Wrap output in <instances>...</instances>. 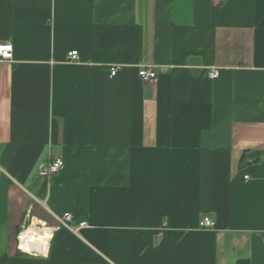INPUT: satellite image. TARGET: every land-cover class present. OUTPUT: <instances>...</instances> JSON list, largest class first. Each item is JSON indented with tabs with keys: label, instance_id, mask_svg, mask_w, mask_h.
<instances>
[{
	"label": "crops",
	"instance_id": "obj_1",
	"mask_svg": "<svg viewBox=\"0 0 264 264\" xmlns=\"http://www.w3.org/2000/svg\"><path fill=\"white\" fill-rule=\"evenodd\" d=\"M0 43V264H264V0H0Z\"/></svg>",
	"mask_w": 264,
	"mask_h": 264
},
{
	"label": "built area",
	"instance_id": "obj_2",
	"mask_svg": "<svg viewBox=\"0 0 264 264\" xmlns=\"http://www.w3.org/2000/svg\"><path fill=\"white\" fill-rule=\"evenodd\" d=\"M12 54H13V48L10 43H0V61H11L12 59ZM67 61L68 62H77L78 61V53L76 51H72L68 53L67 55ZM137 68V75L138 77L143 81H152L157 78V66H147V65H142V64H137L135 66ZM118 68L112 67L110 68V76L114 77L117 73ZM219 75L218 69L217 68H212L209 72V78L210 79H216ZM64 167V163L62 159L60 158H55L51 162H49L42 170L39 171L38 175L40 178H50L51 176L57 174L59 171H61ZM245 180L248 179V176L244 177ZM71 215L70 214H64L60 219H57V227L64 226L68 227V223L71 221ZM198 227L202 230H208V229H213L215 227L214 221L208 217V216H202L198 220ZM38 230H42L43 227L40 226L39 228L37 227ZM24 231V229L17 235V250L21 254L37 257L40 256L36 252H25L22 248L23 242L20 238L21 233Z\"/></svg>",
	"mask_w": 264,
	"mask_h": 264
},
{
	"label": "bare ground",
	"instance_id": "obj_3",
	"mask_svg": "<svg viewBox=\"0 0 264 264\" xmlns=\"http://www.w3.org/2000/svg\"><path fill=\"white\" fill-rule=\"evenodd\" d=\"M25 252H38V254L46 253L49 239L47 230H35L29 228L20 236Z\"/></svg>",
	"mask_w": 264,
	"mask_h": 264
},
{
	"label": "trees",
	"instance_id": "obj_4",
	"mask_svg": "<svg viewBox=\"0 0 264 264\" xmlns=\"http://www.w3.org/2000/svg\"><path fill=\"white\" fill-rule=\"evenodd\" d=\"M236 264H250L248 260H239Z\"/></svg>",
	"mask_w": 264,
	"mask_h": 264
},
{
	"label": "rangeland",
	"instance_id": "obj_5",
	"mask_svg": "<svg viewBox=\"0 0 264 264\" xmlns=\"http://www.w3.org/2000/svg\"><path fill=\"white\" fill-rule=\"evenodd\" d=\"M40 226H38V228H39Z\"/></svg>",
	"mask_w": 264,
	"mask_h": 264
},
{
	"label": "water",
	"instance_id": "obj_6",
	"mask_svg": "<svg viewBox=\"0 0 264 264\" xmlns=\"http://www.w3.org/2000/svg\"><path fill=\"white\" fill-rule=\"evenodd\" d=\"M36 253H38V252H36Z\"/></svg>",
	"mask_w": 264,
	"mask_h": 264
}]
</instances>
